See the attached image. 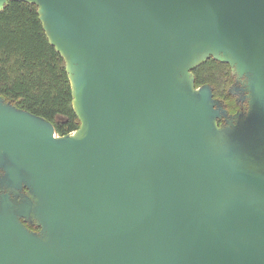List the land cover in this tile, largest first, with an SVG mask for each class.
Returning <instances> with one entry per match:
<instances>
[{
  "label": "water",
  "instance_id": "1",
  "mask_svg": "<svg viewBox=\"0 0 264 264\" xmlns=\"http://www.w3.org/2000/svg\"><path fill=\"white\" fill-rule=\"evenodd\" d=\"M14 1L38 6L80 125L0 94V264H264V0ZM210 58L246 110L196 85Z\"/></svg>",
  "mask_w": 264,
  "mask_h": 264
},
{
  "label": "trees",
  "instance_id": "2",
  "mask_svg": "<svg viewBox=\"0 0 264 264\" xmlns=\"http://www.w3.org/2000/svg\"><path fill=\"white\" fill-rule=\"evenodd\" d=\"M196 85L209 83L226 96L233 81L228 63L210 58L194 69ZM0 94L52 121L58 134L79 127L66 61L50 43L38 6L11 0L0 11Z\"/></svg>",
  "mask_w": 264,
  "mask_h": 264
},
{
  "label": "flooded vegetation",
  "instance_id": "3",
  "mask_svg": "<svg viewBox=\"0 0 264 264\" xmlns=\"http://www.w3.org/2000/svg\"><path fill=\"white\" fill-rule=\"evenodd\" d=\"M244 80H245L244 78L237 79V77L233 74V81L230 84L229 89H228L229 93L226 96H217L214 94L216 98L222 100L223 105L229 111V114H234L239 110H246L247 108L248 100L246 98L244 99L247 92L243 90ZM220 121L225 122L224 119ZM0 174H1V171H0ZM26 191H27V188L23 190V192H26ZM29 226L33 230H39V227L37 226H32V225H29Z\"/></svg>",
  "mask_w": 264,
  "mask_h": 264
}]
</instances>
